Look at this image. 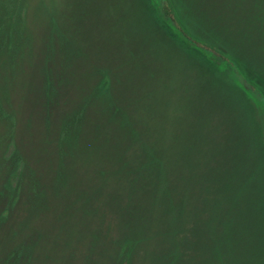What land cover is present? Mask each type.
Here are the masks:
<instances>
[{
  "label": "rangeland",
  "instance_id": "obj_1",
  "mask_svg": "<svg viewBox=\"0 0 264 264\" xmlns=\"http://www.w3.org/2000/svg\"><path fill=\"white\" fill-rule=\"evenodd\" d=\"M162 1L0 0V264H264V0Z\"/></svg>",
  "mask_w": 264,
  "mask_h": 264
},
{
  "label": "trees",
  "instance_id": "obj_2",
  "mask_svg": "<svg viewBox=\"0 0 264 264\" xmlns=\"http://www.w3.org/2000/svg\"><path fill=\"white\" fill-rule=\"evenodd\" d=\"M158 1L159 0H152V2H156V3H158ZM17 8H19V10ZM158 9H159V14L161 15L160 17L162 18L161 25L163 26V29L167 31L171 37L175 38V40L179 44L191 48L194 51L204 55L206 62L204 61L203 65L206 66L209 65L208 67L213 68L214 65L210 63L212 61L210 59H214L218 62V67L215 68L214 70L233 65V61L231 58L227 57L225 54L221 53L210 44L196 39L192 34H190V32H188L187 29H185L181 25L179 19L177 18L174 12V6L171 4L169 0H163L162 4L159 6ZM1 10L5 12V14L3 15L5 19L9 18L10 16H14L15 18H19V19L21 18V12H22L21 7H16L13 10H9V11L3 9ZM107 82H108L107 77H104L103 82L100 85H98V87L100 88L105 86ZM11 118L14 119L13 117ZM11 131L12 132L14 131L13 127L11 128ZM56 155L60 159L59 154ZM157 160L159 161L160 159L157 157Z\"/></svg>",
  "mask_w": 264,
  "mask_h": 264
}]
</instances>
